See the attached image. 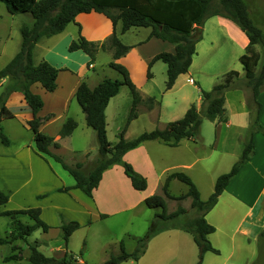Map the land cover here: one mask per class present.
I'll list each match as a JSON object with an SVG mask.
<instances>
[{
  "label": "crops",
  "instance_id": "crops-1",
  "mask_svg": "<svg viewBox=\"0 0 264 264\" xmlns=\"http://www.w3.org/2000/svg\"><path fill=\"white\" fill-rule=\"evenodd\" d=\"M3 15L6 17L4 21L7 23H2ZM3 15L0 14V28L5 25L7 32H0V58L3 57L2 63L5 64L18 51V46L21 43V28L25 22L19 24L18 28L13 31L11 23L16 22L17 14L13 15L6 9ZM31 22L32 19L29 22L27 20L26 23ZM78 25H80V33L86 39L99 44L111 36L113 32L120 40L127 32H133L138 37L132 42H124L130 48L116 61L127 68L129 76L141 97L154 99V104L151 107L142 105L140 107L146 109L148 114L153 117L161 113L163 107V110L172 111L171 117L166 120V123L178 119L182 113L184 115L191 104L200 108V90H210L216 80L228 71L225 70L228 69V66H225L224 69H218V65H221L226 57L233 58L232 63H234L235 58L239 59V56L245 52L249 42L247 34L233 20L221 15L207 17L200 27V39L195 43V52L187 71L182 73L183 75L179 74L173 85L162 92L154 83L155 74L151 71L154 62L151 64L152 66H149V63L158 52H174L175 44L173 42L149 36L151 29L149 26H135L121 32V22L117 21L113 24L101 12L92 10L78 13L75 20L69 22L62 31L41 37L33 47L32 58L34 63L45 59L55 67L60 68L54 90L47 91L39 82L33 83L30 87L34 93L41 95L43 99V106L36 113L41 118L39 130L52 136L54 141L59 142L58 147L49 146V150L59 156H61L60 147L65 141H71L75 134L81 136L84 133L90 137L92 134L95 135L93 128L86 124L85 114L76 100L75 91L78 84L83 80L92 88L103 78L98 76L97 71L94 70L95 65L98 64V52L100 50L107 52V57H105L107 64L113 60V50L108 47L98 50L96 53L97 61L91 63H89L90 56L82 49L70 51L68 46L78 36ZM13 34H15L16 40L12 44L10 42L14 37ZM17 43L18 46H16ZM236 65L235 61L234 67H237ZM241 65H239L241 71H236L239 75L241 74L240 76H244V69ZM148 69L151 73L150 77L146 76ZM231 69L229 68V70ZM116 77L118 76L115 75L114 78ZM9 82L8 77L0 79V93ZM196 82L197 86L194 90L192 86H195ZM121 88L110 97L105 107L106 133H108L107 112L109 108L111 110L116 107L120 101L127 100L130 103L132 101L129 88V91L126 92H122ZM171 92L174 93L170 94ZM120 94H122L121 97H119ZM47 97L54 98L50 107L47 105ZM171 100L177 103L172 107L165 106L170 104ZM258 100L262 105L259 120L264 126V89L259 92ZM6 104L14 116L3 120L2 127L7 136L10 132L13 138H9L7 145L0 142V190L8 194L9 202L14 198L16 204L8 206L7 201L0 205V210H6L10 207L11 209L39 207L40 218L50 226L46 232H42L43 236H49L42 242L49 244L52 256L57 258L62 257L66 250H72L69 248L71 238L81 228L88 229L93 221L100 218L111 217L144 206L145 197L153 193H161V187L166 176L171 172L178 171L176 169H185L186 172L184 173L189 175L197 186V180L190 171L194 169L195 164L199 163L196 174L202 176L204 170L207 169L210 156L219 160L220 168L218 170L223 173L228 172L241 155L245 131L250 122V111L247 106L245 91L240 88L227 90L224 95L226 121H220L217 118L210 119L216 126V142L210 151L212 155L209 152H203L204 145L198 142L200 136L196 140L182 138L177 145H170L161 139L144 140L134 148L127 150L122 159L129 162L137 172L146 177V188L143 190L135 189L123 167L120 164H113L102 172L97 187L89 196L75 186L74 177L53 156L37 152L33 133L27 125V121L33 118V113L22 92H12ZM59 106L61 110L57 112L55 107L59 108ZM59 112L63 114L60 120H58L61 114ZM69 117L74 119L77 124L69 135L60 136L59 130ZM136 118L130 121L124 132L126 139H132L128 136V130ZM122 127L123 121L122 123L119 121L115 125L118 132L115 142L118 140ZM233 128L237 130L235 133ZM18 136L25 137V139H20ZM261 136L263 135L255 134L253 136L252 155L229 180L213 207L206 212V220L215 228L211 233L219 230L230 240H233V233H239L247 240L258 235L259 229L252 232L251 224L260 219L262 225L264 220V138ZM197 146H201V148ZM87 155L88 153L81 160L68 161L62 159L68 164L80 162L84 169L85 161L88 160ZM221 165L223 166L221 167ZM217 173L216 178L221 172ZM212 177L210 180L213 179ZM174 179L176 178H171L168 184V192L172 195L175 194L171 193L170 184ZM151 185L152 188L150 189ZM61 187H68V190L62 191L60 190ZM186 191L176 195L184 194ZM27 198H30V201L27 200L30 204L25 202ZM168 199L170 198H166V200ZM257 203L260 206L255 210ZM157 210L159 211V209ZM166 212L170 213L171 211L166 209ZM22 216L27 219L24 222H32L28 216ZM233 218H236V221L231 223L233 225L232 233L229 234L226 231V225ZM68 221H77L80 226L69 235L65 242L61 225ZM257 228L262 229V227ZM50 234H54L56 237H50ZM141 236L126 234V238L133 242L131 247L136 244L137 239ZM57 238H59V242L55 243ZM5 244H9L11 248V243ZM13 244L21 247L19 243ZM197 247L190 232L181 228L170 227L153 235L148 240L145 251L137 260L129 258L118 264H193ZM27 255L28 252L24 254L26 258ZM79 261L83 262V259L79 258Z\"/></svg>",
  "mask_w": 264,
  "mask_h": 264
},
{
  "label": "trees",
  "instance_id": "trees-1",
  "mask_svg": "<svg viewBox=\"0 0 264 264\" xmlns=\"http://www.w3.org/2000/svg\"><path fill=\"white\" fill-rule=\"evenodd\" d=\"M0 1L4 3L7 11L11 14L29 12L32 16V22L21 28V43L18 51L0 69V79L8 77L10 81L0 93V142L5 145L9 144V137L3 131L2 121L14 116L6 104L7 99L12 92L20 91L33 113V118L27 121V125L33 133L37 152L53 156L74 177L75 186L89 196L97 187L102 172L113 164H120L123 167L135 189H145L147 186L146 177L137 172L129 162L122 159L127 150L134 148L144 140L161 139L170 145H177L182 138L196 140L200 136L202 115L209 119L217 118L220 121H226L225 92L232 88H240L245 91L247 106L250 111V124L247 128L241 155L228 172L220 174L216 178L214 189L208 198L205 200L200 198L196 185L186 173L181 171L169 173L162 184L161 193L150 194L144 199L147 207L156 208L159 211L154 214L146 232L137 239L135 248L128 252L125 250L123 242L120 241V252L111 253L103 264H118L129 258L137 260L145 251L148 240L157 232L170 227L181 228L191 233L199 249V260L196 264H200L205 251L217 253L218 249L207 238V235L213 232L215 228L206 220L205 214L216 203L219 194L229 180L252 155L254 134L258 131L264 133V128L259 120L262 105L258 100L259 92L264 89V55L258 64L254 47L262 41L263 31L259 27V23L252 17L247 2L245 0ZM92 10L104 13L113 24L120 21L121 32L135 26H149L151 28L149 36H155L175 44L174 52H158L149 63L150 66L155 60L165 62L167 66V89L173 85L180 73L187 71L195 52V43L200 39V27L204 20L212 15L225 16L237 23L249 38L245 52L239 56L244 69V77L239 78L238 71L234 69L224 72L210 90H200L202 100L200 108L192 104L182 117L167 122L164 127L143 131L132 139H126L124 132L130 121L137 116L138 104L144 101L132 82L127 68L116 61L128 51L130 46L121 42L115 32L100 44L90 41L80 33V25H78V36L69 43L68 49L70 51L82 49L90 56L89 63H91L99 49L112 48L113 60L108 65L117 71L120 77H104L92 88L84 80L78 84L75 97L85 114L86 124L95 131L99 156L88 170L83 169V164L80 162L68 164L61 156L49 150L50 145L58 147L59 142L54 141L52 136L39 130L41 118L36 113L43 106V100L39 94L34 93L30 88L33 83L39 82L47 91L54 90L60 68L55 67L45 59L34 63L32 58L33 47L41 37L62 31L69 22L75 20L78 13ZM197 28L199 30L196 32ZM147 76H151L149 69ZM122 85H126L130 89L132 103L126 122L119 132L118 140L111 143L106 134L105 107L110 97L115 95ZM144 102L147 107H151L154 99L147 97ZM76 124V121L69 117L59 130L60 136L69 135ZM171 178L184 182L188 186L186 193L170 194L168 184ZM60 190L66 191L68 187H61ZM187 197L190 198V207L194 210V215L180 223L176 222L177 217L186 210L179 205L176 210L168 213L166 212L165 200L166 198L182 200ZM7 201L8 194L0 190V205ZM2 215L10 217L8 236H0V244L11 243L12 252L3 257L5 261L22 258L21 247L12 242L18 239L26 241L27 236L37 228L46 232L50 227L40 218L39 207L0 210V216ZM20 215L28 216L32 222L22 221L19 218ZM174 219L175 223L167 222ZM79 226L77 221H68L61 225L65 242ZM35 244L28 246L27 260L32 264H85L78 261L69 250H66L62 257L57 258L45 255L35 247Z\"/></svg>",
  "mask_w": 264,
  "mask_h": 264
},
{
  "label": "rangeland",
  "instance_id": "rangeland-1",
  "mask_svg": "<svg viewBox=\"0 0 264 264\" xmlns=\"http://www.w3.org/2000/svg\"><path fill=\"white\" fill-rule=\"evenodd\" d=\"M245 1L248 4L252 17L254 18V20H256L259 23L258 25L263 31L262 41L254 46L256 49V53H257L258 64H260V61L262 60L261 58L264 55V0H245ZM5 12H6V7L4 3L0 1V14L3 15V13ZM5 18L6 17L3 15L2 23L3 22L7 23L4 21ZM30 19H32V16L29 12L18 13L16 22L11 23L12 25L11 29L14 31V29L18 28L19 24H22V22L26 23L27 20L29 22ZM0 32L2 33L7 32L5 25L1 26ZM13 35L14 37L11 40L12 42H10L12 44H13V41L16 40L15 34ZM137 38L138 37L135 36L133 32H127L125 36H122L121 41L123 43L124 42L128 43V42H132L136 40ZM16 46H18V43ZM19 46H18V49H19ZM96 53H95L94 61L95 60L97 61ZM105 57H107V52H102L100 50L98 52V64L95 65L96 67L94 70L97 71L98 76L100 75L103 78L105 76L114 78L115 75L118 76L116 78H119L120 77L119 73L115 71L113 68H111L106 63L107 59ZM2 60H3V57L0 58V69L6 64V63L5 64L2 63L3 62ZM233 60H234L233 58L226 57L223 63L221 65H218L219 67L218 69H224L225 66L226 67L228 66V69H225V70H229V68H232L234 70L241 71V68L239 66L241 65L240 60L238 58L237 59L235 58L237 67H234L235 61L234 63H232ZM153 62L154 64L153 66L151 65L152 66L151 71L155 74L154 83L156 84L155 86H157L163 92L167 89L166 88L167 66L161 60H156ZM258 64H257V67H258ZM90 71H92V69H90ZM180 74L183 75L182 73ZM240 75L238 73L239 78L244 77ZM146 76H147V73H146ZM196 86H197V82L195 83V86H192V89L195 90ZM121 87H122L121 88L122 92H126L130 90V89L128 90V86H121ZM232 89H236V88H232ZM232 89H228V91ZM173 93L174 92H171L170 94H173ZM121 95L122 94H120L119 97H121ZM53 99H54L53 97H47V105L49 107L53 103ZM144 101L138 104L137 116H136L137 118L135 117L136 119L131 123V126L128 130V136H130V138L136 137L138 134H140L143 131H149L154 128L164 127L166 124V120H168V118L171 117L170 114L172 113V111H167V109L163 110L164 107L162 108L161 113L156 114L154 117L151 116L150 114H148L146 109L144 110L143 107H140L141 105L147 107ZM131 103L130 101L124 100V101H120V103L117 104L116 107H113L111 110L109 108L107 112L108 133H106L109 141L115 142L117 138V134H118V132L115 129V125L119 121L121 123L123 121V125L125 124L128 113L131 108ZM176 103L177 102H174L173 100H171L170 104H166L165 106L169 105V107H172ZM152 104H154V102ZM55 108L57 112L61 110L60 106L59 108L57 107ZM182 115L180 117H182ZM62 116L63 114L61 113L59 115L58 120H60ZM201 120L202 121H201L200 132H199L200 141L198 142L204 145V149H203L204 153L206 151V153L209 152L210 155H212L210 151L212 149V146L216 142V139H215L216 126L209 118H207L204 115H202ZM232 130L234 133L235 131H237V130H234V128ZM3 131L6 134L4 129ZM246 133H247V129L245 131V136H246ZM255 134H261L263 135L261 137L264 138V133H262L261 131H258ZM8 137L13 138L12 133L9 132ZM18 138L25 139V137H22V136H18ZM197 147L201 148V146H197ZM86 153H88L87 155L88 160L85 161L86 163H85L84 169L88 170L90 167H92V165L94 164V162L99 156L98 143L96 140V136L94 134H92L91 137L87 136L84 133L81 136H79L78 134H75L72 137L71 141H65L64 144L60 147V155L62 156L64 160H68V161L81 160L85 157ZM218 163H219L218 159H214L213 157L210 156V159L207 164V169L204 170V174L202 176H199L196 174V170H197L199 163L195 164L194 169L190 171L192 176L195 178V180H197L198 186L197 184L196 186L198 187L200 191V195L202 199L208 198V196L212 193L213 188H214L215 178L218 175L217 172L223 173L221 170H218V168H220ZM222 166L223 165H221V167ZM176 170L186 172L184 171L185 169H182V168L176 169ZM222 170H225V169H222ZM211 177L213 178L212 180H210ZM151 188H152V185L150 186V189ZM187 188L188 186L184 182L178 179H174L170 184V191L171 193L175 195L179 194L180 192L186 191ZM27 200L30 201V198H27L25 200L26 203L30 204V202ZM6 204H8V206L10 205L14 206L16 204V201L13 198L12 200H10V202L8 201ZM179 205L184 207V209L186 210L184 213H181L179 217H177L176 219V222L180 223L184 219L192 217L194 215V210L190 207V198H185L182 200H173V199L166 200L167 211L173 212V210L174 209L176 210ZM259 206L260 204L257 203V208L255 210H257ZM9 209H11V207ZM157 211L158 210L156 208H149L144 205L135 210L125 211L120 214L113 215L111 217L108 216L106 218L104 217L96 221H93V224L91 225L90 228L88 229L81 228L78 232H76V234L73 235V237L71 238V245L68 244L69 248L72 250H69V249L68 250L73 253L74 257L78 261H79V258H82L85 264H102V262L105 259H107L111 253H118L120 251V246H119L120 241L123 242L124 240L123 245L127 251L133 250L136 244L135 245L133 244V247H131V244L133 242L131 241V239L126 238V234L129 233V234H135V235H140V236L143 235L148 227L150 219L154 217V214ZM20 219L22 221L27 220L26 217L22 215L20 216ZM235 221H236V218H233L230 220V223L226 225V231L229 234L232 233L233 225L231 223ZM257 221L258 222L251 224V230L252 232H254L259 229V231L257 232L258 235L250 240H247L243 235L239 233H233V240H230L229 238L226 237V235L221 234L219 230L214 233L208 234L207 238L209 239L211 244L218 249V252L215 253L212 251H205L202 255L200 264H264V220H263L262 225H261L260 219H258ZM9 222H10V217L4 216V215L0 216V236H8V233L10 231ZM167 222L175 223V219L172 221H167ZM167 222H166V225L168 224ZM257 227H262V229L257 228ZM42 232L43 231L41 229H36L29 236H27L26 241L18 239L13 242V243H19L21 245L22 250L20 253L22 254V258L20 260H7V261L3 260L2 257L10 254L12 250L9 244H1L0 245V264H32L27 260V258L25 257L26 255L24 256V254L29 251L28 246L30 244H35V242H36L35 247H37L38 250H40L42 253L48 256H52V253L49 250V246H48L49 244L47 245V243L42 242L43 239H47L49 238V236H45V235L43 236ZM51 236L56 237L54 234H50V237ZM57 242H59V238L56 239L55 243ZM198 260H199V249L197 247L196 258L193 264H196Z\"/></svg>",
  "mask_w": 264,
  "mask_h": 264
},
{
  "label": "water",
  "instance_id": "water-1",
  "mask_svg": "<svg viewBox=\"0 0 264 264\" xmlns=\"http://www.w3.org/2000/svg\"><path fill=\"white\" fill-rule=\"evenodd\" d=\"M197 30H199L198 28L196 29V32H197Z\"/></svg>",
  "mask_w": 264,
  "mask_h": 264
},
{
  "label": "built area",
  "instance_id": "built-area-1",
  "mask_svg": "<svg viewBox=\"0 0 264 264\" xmlns=\"http://www.w3.org/2000/svg\"><path fill=\"white\" fill-rule=\"evenodd\" d=\"M192 81V79H190Z\"/></svg>",
  "mask_w": 264,
  "mask_h": 264
}]
</instances>
